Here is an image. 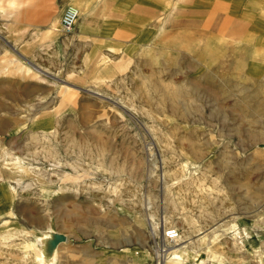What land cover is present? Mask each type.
<instances>
[{
  "label": "rangeland",
  "instance_id": "374dc122",
  "mask_svg": "<svg viewBox=\"0 0 264 264\" xmlns=\"http://www.w3.org/2000/svg\"><path fill=\"white\" fill-rule=\"evenodd\" d=\"M50 2L0 0V264H42L48 230L45 264H157L186 244L168 264H264V0H160L144 47L128 30L88 61L61 12L48 30ZM84 3L103 20L119 1Z\"/></svg>",
  "mask_w": 264,
  "mask_h": 264
},
{
  "label": "crops",
  "instance_id": "0c3cea01",
  "mask_svg": "<svg viewBox=\"0 0 264 264\" xmlns=\"http://www.w3.org/2000/svg\"><path fill=\"white\" fill-rule=\"evenodd\" d=\"M118 7L115 9L114 17H103L105 19L97 20L95 15L91 14V6L84 3V0H51L47 5L44 17L46 18L48 30L52 32L58 31V21L62 17L64 11L69 7H75L80 11L81 17H79L78 22L75 26V36L78 39H88V48L87 50H79L80 53L87 54V61L92 54H103L102 52H96V40L97 38L101 39H111L115 41L117 37H120L125 31H132V42L129 48H135L140 45L145 46V40L152 35L151 30H147L145 23L144 11L145 9L151 8L153 13L159 12L162 4L159 0V4L156 5L152 3L150 6L146 1L149 0H116ZM152 1V0H150ZM200 7H206L207 2L201 0ZM191 6V5H190ZM79 7V8H78ZM176 5L172 8L174 9ZM158 8V9H157ZM59 19L56 23V27L53 26L57 14ZM62 22V21H61ZM62 27V26H61ZM94 40V43H92ZM109 39V40H110ZM58 45L64 43L60 39H56ZM140 44V45H139ZM114 50V48H110ZM60 94L64 95V98L72 100L74 96L77 95L75 91L71 88H64L60 91ZM65 99V100H66Z\"/></svg>",
  "mask_w": 264,
  "mask_h": 264
},
{
  "label": "bare ground",
  "instance_id": "6f19581e",
  "mask_svg": "<svg viewBox=\"0 0 264 264\" xmlns=\"http://www.w3.org/2000/svg\"><path fill=\"white\" fill-rule=\"evenodd\" d=\"M69 8H74V9H76L77 11H78V18H77V20H76V22H75V25L74 26H76V24H77V22H78V19H79V17H81V15H80V11L77 9V8H75V7H69ZM69 8H67L66 10H68ZM66 10L64 11V13H63V16H64V14H65V12H66ZM63 19V18H62ZM55 21L56 22H54V24H53V26L54 27H56V23H57V21H58V14H57V16H56V18H55ZM61 25H62V22H61ZM50 31V30H49ZM157 89V88H156ZM194 92H195V90H194ZM64 95L65 94H63V95H61V97H62V99H63V101H70L68 98L66 99V98H64ZM66 99V100H65ZM62 101V102H63ZM263 146V148H264V144L262 145ZM80 149V148H79ZM49 151H50V155L52 156V161H53V166H61V163L62 162H60V161H57L56 159H55V148L53 147V148H50L49 149ZM49 151H46V154H49ZM76 152H78L77 150H76ZM46 154H45V156H46ZM74 155H75V151H74V153H73ZM57 158V157H56ZM7 160V159H6ZM12 164H13V170H11L13 173H19V172H21V174H23V173H25V174H29L28 172H30V171H32L33 173H35V174H37L38 176H41V180H40V183L42 184V187H43V190H44V192H45V196L48 198V199H55V198H59V197H61L62 195H63V192L65 191L62 187H60V188H52V187H49L48 186V184H47V182H45V179H43V175H44V173L42 172V171H40V172H37V169L36 168H34L33 167V165L34 164H32V162L34 161V159H33V161L32 160H30V159H28V158H26V157H14V156H12ZM32 161V162H31ZM72 163V162H71ZM77 164V163H76ZM75 165V164H74ZM78 165V164H77ZM12 168H10V169H12ZM30 170V171H29ZM11 172V173H12ZM78 172V171H77ZM21 176L20 175V173L19 174H17V176ZM66 177L68 176V175H65ZM11 179L10 180H12V175H10L9 176ZM4 181H5V178L3 179ZM51 181V180H50ZM22 185V183L20 182V179H18V186H21ZM73 189L75 190L76 188L73 186ZM163 192V191H162ZM155 219V218H154ZM153 219V220H154ZM155 223V222H154ZM155 225V224H154ZM162 226V225H161ZM155 228V233L158 235V230H159V227L157 226V224L154 226ZM55 237H58V234H57V232L56 231H53V230H48V231H46L45 232V235L40 239V242H41V249H40V254L42 255V257H43V263L42 264H45V263H48V257L46 256V254H45V251H44V249H43V246L48 242V241H51V240H54L55 239ZM180 239V238H179ZM178 239V240H179ZM67 240H68V238H67ZM192 243V242H191ZM177 247V246H176ZM188 246H187V244L185 245V248H187ZM184 248V250L182 249V247H180V248H178V249H176V250H174V251H172V252H170V254L169 253H166L165 251L167 250L165 247L164 248H161V250H156V255H157V257L159 258V260H158V263L157 264H168L169 262H171L170 260V257H171V254L172 253H175V254H180V255H182V253H184V254H186V255H188L189 254V251H188V248L187 249H185ZM163 249V250H162ZM183 251V252H182ZM191 258V257H190ZM176 260V259H175ZM55 261V259H53V260H51L50 261V263H53ZM160 262V263H159ZM174 263V262H173ZM177 263H179V262H177Z\"/></svg>",
  "mask_w": 264,
  "mask_h": 264
},
{
  "label": "built area",
  "instance_id": "2783aa9c",
  "mask_svg": "<svg viewBox=\"0 0 264 264\" xmlns=\"http://www.w3.org/2000/svg\"><path fill=\"white\" fill-rule=\"evenodd\" d=\"M78 18V11L74 8H69L66 10L63 19H62V30L66 33L72 32L74 29L75 22ZM180 238V233L175 230L171 229L166 232L165 239L169 242H176Z\"/></svg>",
  "mask_w": 264,
  "mask_h": 264
}]
</instances>
